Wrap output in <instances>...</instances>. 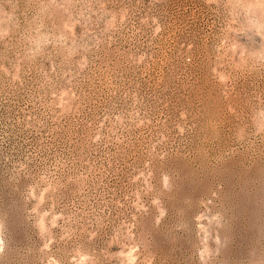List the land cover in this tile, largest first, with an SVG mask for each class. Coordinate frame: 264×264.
<instances>
[{"label":"rangeland","instance_id":"obj_1","mask_svg":"<svg viewBox=\"0 0 264 264\" xmlns=\"http://www.w3.org/2000/svg\"><path fill=\"white\" fill-rule=\"evenodd\" d=\"M0 264H264V0H0Z\"/></svg>","mask_w":264,"mask_h":264}]
</instances>
